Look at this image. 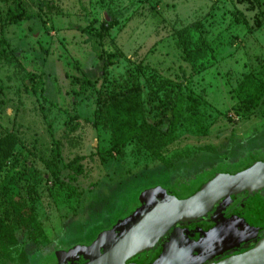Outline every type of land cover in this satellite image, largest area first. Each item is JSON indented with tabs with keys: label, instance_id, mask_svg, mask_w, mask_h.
<instances>
[{
	"label": "rangeland",
	"instance_id": "rangeland-1",
	"mask_svg": "<svg viewBox=\"0 0 264 264\" xmlns=\"http://www.w3.org/2000/svg\"><path fill=\"white\" fill-rule=\"evenodd\" d=\"M22 1L30 17L5 24L14 2L0 0V136L9 131L20 140L16 151L28 166L15 168L13 190L34 208L48 241L37 246L17 230L26 257L10 264H51L54 256L90 244L142 208L144 195L157 186L183 199L216 173L264 159V108L244 118L235 103L237 87L252 81L245 77L264 72V23L255 27L264 0ZM196 21L212 48L211 61L198 68L178 59L172 34ZM98 50L115 57L104 71ZM82 76L95 81L100 98L134 78L147 110L154 103L148 85L159 87L164 99L181 82L182 90L204 99L207 133L180 125L170 147L185 154L176 171L138 152L133 142L110 156L109 129L92 123L97 93L78 95L70 82ZM157 113L148 112L149 119ZM248 148L254 157H242ZM52 160L68 164L64 186L51 177Z\"/></svg>",
	"mask_w": 264,
	"mask_h": 264
},
{
	"label": "trees",
	"instance_id": "trees-1",
	"mask_svg": "<svg viewBox=\"0 0 264 264\" xmlns=\"http://www.w3.org/2000/svg\"><path fill=\"white\" fill-rule=\"evenodd\" d=\"M13 2L14 5L7 11L5 24H15L30 17L22 0H13ZM263 23L264 14L261 13L260 18L255 19V27L259 28ZM90 29L89 27V34L95 40L97 37L100 39L101 34L94 33ZM172 34L178 59L194 68L205 66L211 61V42L203 34L199 21L182 27ZM96 56L103 71L115 61L114 56H104L102 50H98ZM245 78H250L252 81L244 89L237 87L239 93L235 96V103L241 111L240 116L248 118L264 108V72L259 71L253 75L249 73ZM129 79L131 81L126 83L123 88L109 91L104 98L99 97L101 92L96 89L95 81L86 76L73 78L70 82L77 84L76 94L78 95L91 90L97 93L94 95L96 99L92 110V123L94 126L101 124L109 129L108 154L110 156L113 152H115V156L121 155L126 145L133 142L138 152H147L152 159L160 161L168 169L175 167V171L179 170L177 163L185 154H180V151L170 149V147L179 139V127L182 124L189 133L201 135L207 133L208 117L205 110L200 108V105L203 104L201 100L204 101V99L202 97L201 100L198 99L197 95L191 91L182 90L181 82L177 85L178 89L174 95L166 92L164 99L159 98V87L154 88L148 85L150 97L154 99V103L147 110L142 97L141 84L134 78L129 77ZM153 111H158L159 117L156 120L148 117V112ZM261 131L264 133V128ZM19 143L20 140L14 132L8 131L0 136V264L22 262L25 259L26 249L24 242L16 236L17 230L25 237L26 242L34 243L37 246L48 241L34 208L30 206L19 190H13L12 184L17 183L18 177L14 175L15 168L28 166L26 159L16 151V146ZM59 143L56 142V149L60 147ZM57 154L59 153L57 152ZM240 154L243 155L242 157L246 155L247 158L255 156L252 148H248L246 152ZM235 161L237 160L230 161V163ZM55 163V160L47 163L51 177L64 186L66 177L64 171L69 169L68 164L59 167ZM212 163L214 164V162ZM200 168L202 169V166ZM203 170L207 169L203 166ZM70 179L71 176L68 177V180ZM66 187L69 188V186Z\"/></svg>",
	"mask_w": 264,
	"mask_h": 264
},
{
	"label": "water",
	"instance_id": "water-1",
	"mask_svg": "<svg viewBox=\"0 0 264 264\" xmlns=\"http://www.w3.org/2000/svg\"><path fill=\"white\" fill-rule=\"evenodd\" d=\"M262 188L264 159L254 161L235 173H216L183 199L178 198L172 188L157 186L144 195L142 208L133 211L124 222L101 232L90 244L71 248L70 253L60 258L57 264H127L131 257L149 250L173 224L206 214L220 200L226 203L243 191L256 193ZM251 207L252 210L246 212ZM244 209L242 213L223 218L206 230L186 227L174 232L151 264H201L229 248L233 239L252 238L256 230L264 227V199H250ZM204 242L206 248L213 246V250L197 255ZM183 247L188 250L180 252ZM211 264H264V238L242 253Z\"/></svg>",
	"mask_w": 264,
	"mask_h": 264
},
{
	"label": "flooded vegetation",
	"instance_id": "flooded-vegetation-1",
	"mask_svg": "<svg viewBox=\"0 0 264 264\" xmlns=\"http://www.w3.org/2000/svg\"><path fill=\"white\" fill-rule=\"evenodd\" d=\"M235 172H229V173H235ZM206 181H204V183ZM255 197H258V199H264V188L257 190L256 193L243 191V192L235 195L232 200H229L226 203H224V202L222 203L220 200L217 203H215L213 205V207L211 208V210H209L206 214H204V215H202V216H200L194 220H189L186 222H177V223L173 224L163 234V236L156 241V243L149 250L144 251V252L139 253V254H136L135 256H133L129 260H127L126 263L127 264H151L154 260H156V258L158 257V255L161 252V249L166 244L169 243V241L171 240L170 238L174 232L181 230V229H184L186 227L187 228L188 227H196V228L199 227L202 230H206L207 228H210L213 225H215L218 221L222 220L223 218H226L230 215H234L236 213H242L245 210L244 209L245 203L248 202L250 199H253ZM252 208L253 207L248 209L246 212H250L252 210ZM261 238H264V227L256 230V232L253 234V237L250 239H233L229 248L219 252L218 254L214 255L210 259L205 260L201 264L215 263V262L222 260L228 256H231V255H234L237 253H242V252L248 250L249 248H251L252 246H254ZM210 244L211 243H209L208 245H210ZM201 246L203 248H201L202 250H200L197 253V255L210 253L214 248L213 246H211L212 248L211 247L206 248L205 242ZM215 247H217L216 244H215ZM186 249L187 248L183 247V249H180V252H185ZM67 255L68 254H63V255L56 256V257L54 256V261L51 264H57V262L60 258H64Z\"/></svg>",
	"mask_w": 264,
	"mask_h": 264
}]
</instances>
